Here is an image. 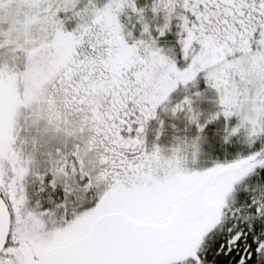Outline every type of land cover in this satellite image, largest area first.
Masks as SVG:
<instances>
[{
    "label": "snow or ice",
    "instance_id": "obj_1",
    "mask_svg": "<svg viewBox=\"0 0 264 264\" xmlns=\"http://www.w3.org/2000/svg\"><path fill=\"white\" fill-rule=\"evenodd\" d=\"M151 11L159 37L178 22L180 57L136 0H0V264H264V0ZM201 76L219 111L202 124L186 98L173 115L200 135L149 146ZM220 118L246 151L202 164Z\"/></svg>",
    "mask_w": 264,
    "mask_h": 264
},
{
    "label": "trees",
    "instance_id": "obj_2",
    "mask_svg": "<svg viewBox=\"0 0 264 264\" xmlns=\"http://www.w3.org/2000/svg\"><path fill=\"white\" fill-rule=\"evenodd\" d=\"M99 5L103 6L107 0H98ZM155 0H136V5L138 9L146 10V19L150 22L153 28V35L158 39V46L163 49L174 50L177 57L182 55L180 40L181 29L178 26V22H174L171 30L165 34L164 37H159V34L155 32V28L162 26L164 23L163 14L156 17L152 11L151 7ZM121 22L125 25L126 30L132 32L135 40L142 38L141 33L143 31V26L138 22V18L133 13H128L121 17ZM132 42L131 40L129 41ZM183 66V65H181ZM207 82L203 76L198 78V82L195 86H189L187 89L181 85L178 89L173 92L170 96L168 102L161 105L157 109L156 118L148 123L146 129V141L149 146L158 145L164 149H171L177 140H191L198 134L199 131L196 126L189 123V119L186 113H179L173 115L172 109L176 105L181 104L186 98H191L193 101L197 98L196 93H203L207 89ZM200 107L202 103H197ZM195 106V107H197ZM204 113L209 111L205 107ZM196 110V109H195ZM197 111V110H196ZM198 112V111H197ZM201 123H205L208 119L207 115H200ZM225 134L224 119L208 124L203 136L205 141L202 144L203 155L201 157V163L211 162L214 160H219L223 162L224 160L232 159L237 153L246 151L242 140L234 138L230 144H225L223 142V136ZM169 155L170 153H165Z\"/></svg>",
    "mask_w": 264,
    "mask_h": 264
},
{
    "label": "rangeland",
    "instance_id": "obj_3",
    "mask_svg": "<svg viewBox=\"0 0 264 264\" xmlns=\"http://www.w3.org/2000/svg\"><path fill=\"white\" fill-rule=\"evenodd\" d=\"M197 103H202L200 105V107L197 106ZM197 106V107H195ZM202 107H205L206 109H209V111L205 112L203 111L204 108ZM193 108L196 109L200 115L202 114V116L205 114L208 116V119L214 115L216 112L219 111V105L217 103V96L216 94L214 93L213 90H210L208 87L207 89L202 93V98L200 97H197L194 101H193ZM208 119L206 120V122L208 121ZM237 124V120L235 118H233V120L230 122V125L231 126H235ZM229 125V122L225 121L224 120V128H226V126ZM200 134V133H198ZM203 147V145H202ZM172 148V147H171Z\"/></svg>",
    "mask_w": 264,
    "mask_h": 264
}]
</instances>
